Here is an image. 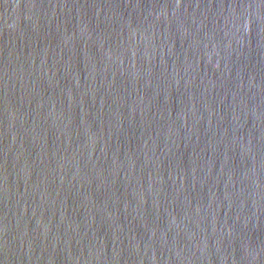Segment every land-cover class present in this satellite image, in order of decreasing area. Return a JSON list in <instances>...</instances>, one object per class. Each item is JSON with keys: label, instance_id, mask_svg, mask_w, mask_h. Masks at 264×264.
Segmentation results:
<instances>
[{"label": "water", "instance_id": "1", "mask_svg": "<svg viewBox=\"0 0 264 264\" xmlns=\"http://www.w3.org/2000/svg\"><path fill=\"white\" fill-rule=\"evenodd\" d=\"M0 264H264V0H0Z\"/></svg>", "mask_w": 264, "mask_h": 264}]
</instances>
